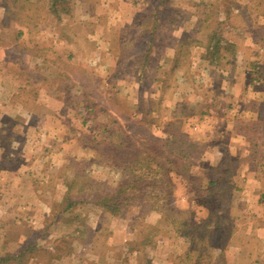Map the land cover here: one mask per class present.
<instances>
[{
  "label": "crops",
  "instance_id": "crops-1",
  "mask_svg": "<svg viewBox=\"0 0 264 264\" xmlns=\"http://www.w3.org/2000/svg\"><path fill=\"white\" fill-rule=\"evenodd\" d=\"M20 1L18 5L11 0H0V264H171L170 257L174 260L179 253L167 255L161 251L165 249L162 245L167 240L165 237L151 241L128 219L101 210L100 206L70 205L67 199L63 201L69 187L56 174L71 156L70 148L80 151L87 145L73 132L84 129L87 123L82 120L79 127L75 116L84 117L87 110L92 112L94 103L98 104V110L110 103V112L120 121L121 114L112 101L114 95L121 93L127 97L128 92L121 91L123 88L118 85L140 90L145 82H152L146 79L148 74L143 70L149 68L150 39L143 41L147 54L141 65L137 61V65L133 64L134 57L129 54L128 37L134 31L142 37L145 30L144 17L138 16L143 2ZM174 4L179 6L177 2ZM222 4L221 0L205 3L206 11H203V5L189 0V11L181 13L190 24L191 42L201 52L191 59L193 65L200 64L202 59L208 62L205 67L211 64L207 56L218 38L219 45H241L240 51L249 45L255 51L261 46L264 51L262 40H257L252 31L255 22L261 24L264 16L253 13L252 22L245 18V23L240 24L234 17L242 7ZM242 4L243 8L250 7L248 13L255 12V3ZM210 8H215V13ZM214 19L217 21L212 29L203 31ZM176 21V17H171L169 24ZM246 23L251 29H247ZM220 33L225 37H218ZM169 49L171 53L167 51L163 59H158V67L165 68L170 63L174 68L177 45L171 44ZM137 66L139 70H133ZM164 76L165 72L153 81L160 86L166 81ZM228 112L235 120L249 116L262 118L264 114L249 107ZM108 127L105 126L109 131ZM246 129L250 130L240 129L233 122L224 129L213 126L209 138L205 139L209 150H217L219 154L222 151L225 156L229 146L245 142ZM246 169L241 168L239 172ZM249 172L247 178L258 185V169ZM53 180H57L58 188L53 186ZM233 194L240 201L233 200L229 211L235 212L237 219L241 217L245 226L239 222L233 234L228 232L225 246L214 247L210 264H264V227L256 221L255 213H251L258 207L251 199L259 201V193L252 187ZM184 195L178 192L174 196L178 200L174 206L181 210L187 206L183 200L188 196ZM211 210L224 212L222 206L210 209L199 205L198 211L205 215L194 222H208L206 215ZM86 213L89 219L84 221ZM244 215L249 219L243 222ZM156 220L159 224L162 215ZM242 228L245 230L239 234ZM257 230L263 234L258 235ZM174 232L172 238L179 237L187 250L191 241L183 240L175 229Z\"/></svg>",
  "mask_w": 264,
  "mask_h": 264
},
{
  "label": "rangeland",
  "instance_id": "rangeland-1",
  "mask_svg": "<svg viewBox=\"0 0 264 264\" xmlns=\"http://www.w3.org/2000/svg\"><path fill=\"white\" fill-rule=\"evenodd\" d=\"M11 1L18 5L21 2ZM137 1L143 2L142 12L138 16L139 19L144 17L145 30L142 37L136 31L128 37V44H131L129 54L134 57L133 64L137 65V61L141 65L147 54L143 41L150 39L149 68L143 70L148 74L146 79L152 82H145L140 90L135 86L118 85L123 88L121 91L128 92L127 97L121 93L114 95L112 101L121 114L120 121L110 112V103H105L100 110L98 104L94 103L92 112L87 110L84 117L75 116V123L79 127L82 120L87 123L84 129L73 131L87 145L80 151L76 147L70 148L71 156L56 170L57 176H62L69 187L62 199H67L70 204L100 206L104 210L103 198L116 194L121 208L115 215L128 219L151 241L156 237H165L167 240L162 243L165 249L161 251L167 255L179 253L174 260H171L173 256L170 257L171 264H193L199 253L206 255L205 251L209 250L213 260L214 247L218 244L225 246L228 232L233 234L239 222L242 227L245 226L240 221L241 217L237 219V214L231 212L233 200L240 201V197L233 194L234 191L250 190L252 187L257 189L259 201L255 198L251 202L258 207L251 213H255L256 221L264 227V114L262 118L249 116L235 120L228 112L249 107L264 113V51L260 49L261 46L255 51L253 45H249L250 51L244 48L245 44H242L244 49L240 51L239 44L227 47L222 43L217 54H208L207 59L212 60L209 66L205 67L208 63L205 59L193 65L191 61L201 52L191 42L190 24L181 14L189 11V0H134L135 3ZM199 1L195 0V3L201 6L219 0ZM247 1L221 0L222 6L238 4L242 7L234 17L240 24L245 23V18L252 22L253 13L264 16V0ZM175 2L179 6L173 5ZM243 2L255 3V12L248 13L250 7L243 8ZM215 8H210V11L215 13ZM202 9L206 11L204 5ZM171 17L177 18L174 25L169 24ZM261 18V24L255 22L252 31L257 40H262L264 48V19ZM211 21L210 27L204 26L203 31L213 27L217 20ZM247 25V29H251ZM218 37L225 36L220 33ZM171 44L177 45L174 68L169 66L170 63L165 68L158 67V59H163L167 51L171 53ZM137 69L138 66L133 70ZM164 72L163 79L166 81L159 86L153 80ZM229 122L240 129H250L245 130L244 146L241 142L237 146L232 144L225 156L222 151L219 154L217 150H209V142L205 139L209 138L213 126L224 129ZM105 126H109V131ZM259 142L262 145L259 146ZM241 168H247V171L239 172ZM254 169L259 172L258 185L247 178L251 173L249 171ZM136 178L140 180L138 188H129V183ZM53 182V186L58 188L57 180ZM124 187L127 190L119 197L118 193ZM178 192L188 196L183 200L187 204L183 210L174 206L175 202L178 203L174 198ZM109 201L114 203L115 199ZM199 205L210 209L222 206L224 212L211 210L206 215L207 219L203 218L208 221V226L204 227L205 222H194L205 215L198 211ZM148 215L151 217L148 218ZM161 215L162 220L158 224L156 219ZM246 218L249 219L244 215L243 222ZM87 219L86 213L84 221ZM174 229L183 240L188 238L191 241L187 250L186 243L180 241L179 237L172 238ZM244 230L242 228L239 234ZM258 233L263 234L257 230ZM190 249L191 253L187 255Z\"/></svg>",
  "mask_w": 264,
  "mask_h": 264
},
{
  "label": "trees",
  "instance_id": "trees-1",
  "mask_svg": "<svg viewBox=\"0 0 264 264\" xmlns=\"http://www.w3.org/2000/svg\"><path fill=\"white\" fill-rule=\"evenodd\" d=\"M220 40L221 39H217V43H216V45H215V48L214 49H212V51H210V53H212L213 55L214 54H217L218 53V50H219V48H220V45H219V43H220ZM234 46L233 44H228L227 45V47L228 46ZM139 179L138 178H136L134 181L132 180L130 183H129V188H132V189H134V188H138L137 186H138V184H139ZM126 190H127V188L126 187H124L122 190H120L119 191V193H118V196L120 197L123 193H125L126 192ZM169 193L171 194L172 192L171 191H169ZM115 199V202L113 203L112 201L110 202L109 200H111V199ZM128 199H131L129 196H128ZM109 201V202H108ZM104 202V203H103ZM102 203H103V205H102V207L104 208V210L105 211H109V212H111V213H114V214H118V211H119V208H121V206H120V204H121V201L118 199V197L116 196V194H114V195H107V196H105L104 198H103V200H102ZM101 203V204H102ZM71 205V204H70ZM208 226V223L206 222L205 223V225H204V227L205 226ZM192 240H194V239H192ZM207 249H208V247L207 246H205ZM191 250L192 249H190L188 252H187V255H189L190 253H191ZM206 252V255L205 254H202V253H199L198 254V256L197 257H195V260H194V262H193V264H210L211 263V254H209L210 253V250H209V252L208 251H205ZM194 258V257H193ZM202 261H205V262H202Z\"/></svg>",
  "mask_w": 264,
  "mask_h": 264
}]
</instances>
